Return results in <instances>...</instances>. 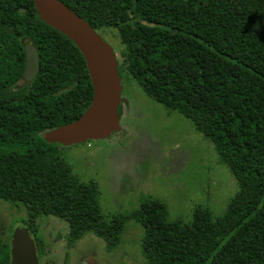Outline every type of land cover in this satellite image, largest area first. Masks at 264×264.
<instances>
[{
	"label": "trees",
	"instance_id": "trees-1",
	"mask_svg": "<svg viewBox=\"0 0 264 264\" xmlns=\"http://www.w3.org/2000/svg\"><path fill=\"white\" fill-rule=\"evenodd\" d=\"M61 1L96 32L117 29L128 72L212 142L237 191L217 219L198 205L190 222L168 221L155 198L105 219L97 183L78 181L59 143L43 138L90 104L84 57L39 19L33 0H0V201L21 203L33 232L52 215L71 238L92 233L109 251L132 219L146 264H264V0ZM24 42L39 68L21 84Z\"/></svg>",
	"mask_w": 264,
	"mask_h": 264
},
{
	"label": "rangeland",
	"instance_id": "rangeland-1",
	"mask_svg": "<svg viewBox=\"0 0 264 264\" xmlns=\"http://www.w3.org/2000/svg\"><path fill=\"white\" fill-rule=\"evenodd\" d=\"M99 34L114 49L120 69V131L78 144H59L72 175L82 183H97L105 219L128 215L149 198L166 204L168 221L190 222L198 205L217 219L237 191L228 167L190 119L144 92L123 63L124 45L117 29L104 28ZM27 219L21 203L0 201L1 233L25 226ZM37 222V236L44 239V264H146L142 229L132 219L126 221L112 251L92 233L71 238L68 223L58 217L42 215Z\"/></svg>",
	"mask_w": 264,
	"mask_h": 264
},
{
	"label": "water",
	"instance_id": "water-1",
	"mask_svg": "<svg viewBox=\"0 0 264 264\" xmlns=\"http://www.w3.org/2000/svg\"><path fill=\"white\" fill-rule=\"evenodd\" d=\"M42 21L66 35L82 53L93 95L90 104L75 120L43 133L49 143L72 145L109 136L120 131L118 107L121 103V77L112 46L80 15L61 0H33ZM25 67L22 78L32 81L39 68L34 45L24 44ZM36 239L27 227L18 226L12 236L11 264H38Z\"/></svg>",
	"mask_w": 264,
	"mask_h": 264
},
{
	"label": "flooded vegetation",
	"instance_id": "flooded-vegetation-1",
	"mask_svg": "<svg viewBox=\"0 0 264 264\" xmlns=\"http://www.w3.org/2000/svg\"><path fill=\"white\" fill-rule=\"evenodd\" d=\"M25 43H30V42H24V44ZM24 44H23V49H24ZM20 81L19 82L21 84L28 82L24 78H22ZM118 113H119V107H118ZM119 116H120V113H119ZM23 227H27V226L25 225ZM29 232L36 239L35 249H36V256L38 259V264H44V239L43 237H38L37 233L31 231L30 229H29ZM12 236H13V231L11 233H8L7 235L0 232V245L3 249V251L1 250L2 252L0 251V264H11L12 262Z\"/></svg>",
	"mask_w": 264,
	"mask_h": 264
}]
</instances>
